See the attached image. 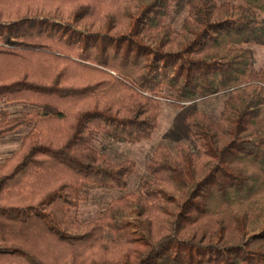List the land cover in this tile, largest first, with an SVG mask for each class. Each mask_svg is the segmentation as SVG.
Here are the masks:
<instances>
[{"label": "trees", "instance_id": "1", "mask_svg": "<svg viewBox=\"0 0 264 264\" xmlns=\"http://www.w3.org/2000/svg\"><path fill=\"white\" fill-rule=\"evenodd\" d=\"M0 0V137L31 127L0 163V264H264V0ZM192 109L189 141L158 145L139 189L98 219L72 215L85 186L126 189L136 170L97 134L151 140L161 100Z\"/></svg>", "mask_w": 264, "mask_h": 264}, {"label": "rangeland", "instance_id": "2", "mask_svg": "<svg viewBox=\"0 0 264 264\" xmlns=\"http://www.w3.org/2000/svg\"><path fill=\"white\" fill-rule=\"evenodd\" d=\"M185 2L186 0H180L176 4L169 20L177 29L181 27L182 20L186 17L187 6ZM254 52L256 68L264 67V47L254 46ZM224 100L223 97L218 96L199 100L182 108H177L172 103L161 100L159 125L151 140L130 143L115 140L103 133L97 134L94 140V147L97 150L104 153L112 162H121L127 159L133 160L136 163V170L130 178L129 186L126 189L85 186L82 190L83 198L81 204L77 209L73 210L72 215L85 220L98 219L112 200L127 193L136 192L139 189L142 178L147 175V165L158 145H166L171 150H174V147L179 143L192 147L183 123V119L189 111L195 108L211 115H218L223 110ZM30 110L31 107L23 102H0V117L5 115L12 118L19 117ZM29 128L31 127L24 125L13 134L11 133L14 138H10V140L13 139V141L3 146V149L9 150L10 153L6 151L0 152V163L19 149L21 144L18 141L19 137ZM6 136L0 137V144H4L7 141L5 139Z\"/></svg>", "mask_w": 264, "mask_h": 264}, {"label": "crops", "instance_id": "3", "mask_svg": "<svg viewBox=\"0 0 264 264\" xmlns=\"http://www.w3.org/2000/svg\"><path fill=\"white\" fill-rule=\"evenodd\" d=\"M30 129H31V128L25 130V132L22 134V136L19 137V140H18V141L21 142L22 137H23L24 135H26V134L29 132ZM12 134H13V133H12ZM10 138H14V136L11 135V134H10V135H7L6 138H5L7 141L4 142V144H0V152H4V151H6V152L10 153L9 150L3 149V148H4V147H3L4 145L8 144L10 141H13V139L10 140Z\"/></svg>", "mask_w": 264, "mask_h": 264}]
</instances>
